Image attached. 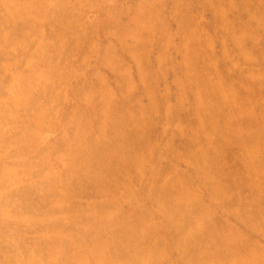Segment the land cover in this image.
<instances>
[{"label":"rangeland","instance_id":"rangeland-1","mask_svg":"<svg viewBox=\"0 0 264 264\" xmlns=\"http://www.w3.org/2000/svg\"><path fill=\"white\" fill-rule=\"evenodd\" d=\"M0 264H264V0H0Z\"/></svg>","mask_w":264,"mask_h":264}]
</instances>
